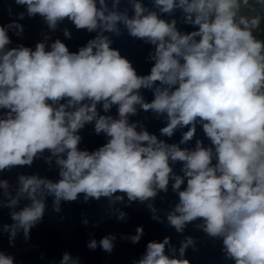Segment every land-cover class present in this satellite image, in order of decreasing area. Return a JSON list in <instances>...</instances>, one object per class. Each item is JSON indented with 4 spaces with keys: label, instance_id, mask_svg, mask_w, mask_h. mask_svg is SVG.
Here are the masks:
<instances>
[{
    "label": "clouds",
    "instance_id": "9594fccd",
    "mask_svg": "<svg viewBox=\"0 0 264 264\" xmlns=\"http://www.w3.org/2000/svg\"><path fill=\"white\" fill-rule=\"evenodd\" d=\"M15 2L26 6L29 16L44 17L51 29L67 18L77 29L102 30L78 52L59 40L51 50L38 43L34 51H4L10 39L0 26V109L8 110L0 118V170L30 165L45 150L60 167L57 182L20 178V194H27L31 204L12 214L16 225L27 235L43 218L45 204L37 197L45 194L57 206L81 194L98 200L117 192L143 202L155 197L157 189L167 191L173 178L170 162L179 161L184 175L174 177L173 189L179 190L184 178L187 186L178 191L169 223L181 232L186 223L202 219L208 235L223 237L235 264H264V41L253 36L259 18H238L249 0H153L161 13L181 9L187 23L199 26L190 34H181L175 20L161 19L139 0L131 18L109 11L106 0ZM118 24L155 45L149 75H137L129 60L110 47L103 32L119 34ZM141 88L154 90L150 103L140 95ZM98 104L104 112L116 105L118 117L99 115ZM136 105L166 114L163 135L188 126L181 143L191 140L196 124L202 123L214 151L200 141L194 150L181 149L138 132L128 122ZM93 122L108 142L96 151H82L79 130ZM137 233L134 242L142 229ZM113 239L103 238L100 246L111 252ZM167 243V238L150 242L138 264H189L166 255ZM192 243L187 239L181 254ZM96 246L95 240L89 244ZM69 259L65 254L62 264ZM0 264H13V259L0 253Z\"/></svg>",
    "mask_w": 264,
    "mask_h": 264
},
{
    "label": "water",
    "instance_id": "95a60500",
    "mask_svg": "<svg viewBox=\"0 0 264 264\" xmlns=\"http://www.w3.org/2000/svg\"><path fill=\"white\" fill-rule=\"evenodd\" d=\"M134 2L136 0H106L109 11L127 13L130 18L134 15ZM139 2L148 10L156 11L161 19L169 22L175 20L176 28L181 34L198 30L199 26L186 22L185 14L179 8L172 13H161L153 0ZM97 6H100L99 3ZM0 26L6 28L10 39L4 51L20 47L34 51L38 43H44L46 50H51V45L59 40L70 52H78L102 31L77 29L67 18L58 22L55 29H51L44 17L39 14L29 16L26 6L17 4L15 0H0ZM118 28L119 34L103 32L111 41L110 47L129 60L137 75H149L155 64L152 58L155 55V45L131 36L123 24H118ZM65 31L68 35H65ZM196 39L199 40V37ZM139 93L145 102L150 103L154 99L153 89L141 88ZM136 109L135 114L128 116V122L136 124L138 132L147 131L158 140L169 145L175 144L181 149L194 150L197 141L205 148L213 147L202 123L196 124V131L191 140L181 143L183 134L189 130L188 126L178 127L169 137L161 133V129L168 123L166 114L145 111L140 105H136ZM7 111L0 109V118H3ZM97 111L99 115L118 117L116 105L104 112L102 104H98ZM78 134L81 137L78 148L88 152L98 150L109 139L103 132H95L94 122L85 124ZM56 160V156L45 150L38 154L30 165L0 170V182L6 183V187L0 183V253L12 257L13 264H62L65 254L70 257L66 264H138L145 256L150 242H163L166 238L168 243L165 246V254L170 258L187 260L189 264H235L234 259L227 255L223 237L208 235L204 231L202 219L186 223L181 232L169 223L167 217L179 203L178 191L187 186V179L184 178L180 189H173L174 177L184 175L183 163L179 161L170 162L173 178L169 181L167 191L157 189L155 197L143 202L130 201L125 193L117 192L110 198L101 197L98 200H85L81 194L77 200H61L57 206L52 195L38 196L37 198H42L45 204L44 215L26 235L23 228L18 227L12 219L14 212L31 204L27 194H20V178L37 176L57 182L60 179V167ZM215 163L214 158L213 164ZM13 200H16L15 204H12ZM138 228L142 229V233H139V240L134 242L132 238L138 235ZM105 237H114L111 252H106L100 246L99 242ZM189 238L193 243L181 254L180 249ZM93 240L97 246L90 248L89 244Z\"/></svg>",
    "mask_w": 264,
    "mask_h": 264
},
{
    "label": "trees",
    "instance_id": "16d2710c",
    "mask_svg": "<svg viewBox=\"0 0 264 264\" xmlns=\"http://www.w3.org/2000/svg\"><path fill=\"white\" fill-rule=\"evenodd\" d=\"M250 6L249 12L251 16L254 18H259V33L264 35V3H260L258 0H253V3Z\"/></svg>",
    "mask_w": 264,
    "mask_h": 264
},
{
    "label": "rangeland",
    "instance_id": "374dc122",
    "mask_svg": "<svg viewBox=\"0 0 264 264\" xmlns=\"http://www.w3.org/2000/svg\"><path fill=\"white\" fill-rule=\"evenodd\" d=\"M253 3V0H249V4L247 6L242 5L240 8V11L238 13V18L239 16H243L249 20L253 19L254 17L251 16L249 10H250V5ZM259 26L255 27L252 31H253V36L257 39V40H261L264 41V35H261L259 33L260 30Z\"/></svg>",
    "mask_w": 264,
    "mask_h": 264
}]
</instances>
